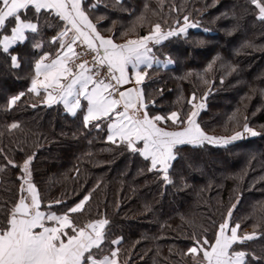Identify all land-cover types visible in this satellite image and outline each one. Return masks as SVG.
<instances>
[{
    "label": "trees",
    "instance_id": "16d2710c",
    "mask_svg": "<svg viewBox=\"0 0 264 264\" xmlns=\"http://www.w3.org/2000/svg\"><path fill=\"white\" fill-rule=\"evenodd\" d=\"M94 2L87 0L85 6ZM88 14L98 30L114 41L137 33L144 36L155 23L167 31L188 15L190 22H198V29L189 30L191 43L169 37L154 47L161 60L170 57L174 63L147 70L142 88L146 98L156 102L149 106L150 114L164 115L182 105L187 109L186 100L193 92L199 99L210 89L198 118L208 134L230 136L242 129L247 117L249 126L261 135L227 146H180L170 169L173 183L165 186L161 174L147 171L149 162L139 154L107 143L106 129H84L81 109L73 116L61 104L47 107L28 93L7 110L11 96L27 93L39 56L58 48L48 41L58 34L62 22L52 16L41 18L39 35L26 33L29 39L9 53L0 49V166H6L0 172V205L10 208L19 196L21 172L7 160L19 165L35 152L32 181L42 198L41 210L47 211L51 202L60 199L66 203H53L51 210L62 212L99 184L85 211L74 218L82 223L101 214L111 221L108 241L123 237L119 264H192L191 257L184 256L190 246L187 237L201 227L211 236L237 198L232 220L251 233L264 214V23L256 19L254 6L248 0H120L119 4L103 0ZM141 14L142 25H137L136 33L128 32ZM124 32L128 35L121 37ZM34 39H43V48L34 49ZM198 39L204 44L197 45ZM11 55L18 56L19 68L11 67ZM214 60L213 69L205 72ZM186 73L191 75L183 78ZM181 96L184 101L178 104ZM33 103L38 106L31 107ZM13 122L20 127L9 130ZM258 231H264V223ZM111 247L116 246L106 242L104 252ZM244 247L264 256V239Z\"/></svg>",
    "mask_w": 264,
    "mask_h": 264
},
{
    "label": "snow or ice",
    "instance_id": "6c2138e0",
    "mask_svg": "<svg viewBox=\"0 0 264 264\" xmlns=\"http://www.w3.org/2000/svg\"><path fill=\"white\" fill-rule=\"evenodd\" d=\"M86 2L0 0V49L3 53H9L14 45L23 44L29 39L26 33L39 35L42 30L41 18L52 16L62 22L58 34L48 41L58 45L57 50L40 55L34 63V74L27 93L11 96L6 104L7 110L16 106L28 93L34 94L47 107L63 104L65 111L73 116L81 109L84 129H106L107 143L139 154L149 162L147 171L161 174L165 186L173 183L170 169L178 159L180 146H227L246 136L261 135V132L249 126L247 117L242 129L230 136L208 134L198 118L206 108L205 101L210 89L199 99L193 92L186 100L187 109L182 105L179 110L164 115L150 114L149 106H154L156 102L147 99L142 88L148 77L147 70L154 65L159 67L174 63L170 57L161 60L154 47L169 37H182L191 43L189 30L198 29V22H190L189 16L185 15L182 25L177 20V27L167 31L162 30L160 23H155L148 34L139 36L137 33L136 38L118 44L113 38L102 35L88 14L103 0H95L85 6ZM248 2L256 10V19L264 23V0ZM116 3L119 4L120 0H116ZM144 20L143 14L138 16L128 32L136 33L137 25H142ZM9 31L10 35L6 34ZM203 31L207 32L208 29ZM128 32L121 33V37L127 36ZM78 42L79 45H86L85 54L94 53L91 60L75 63L81 56L75 48ZM196 44L203 45L204 40L198 39ZM43 46V39H34V49ZM10 60L12 68L21 66L17 55H11ZM214 64L215 60L207 65L205 72H210ZM189 75L191 73H186L183 78ZM197 75L208 83L202 74ZM182 101L183 96L177 103ZM37 106L31 104L33 108ZM19 127L18 122H13L9 130ZM0 153H3V149H0ZM35 155V152L28 155L19 165L11 159L7 160L8 165L18 168L21 175L17 178L20 181L17 200L7 209L0 205V213L4 215L0 219V264H119V245L123 237L108 241L111 221L101 214L82 223L74 218V214L85 211L99 184L62 212L51 210L53 203H66L60 199L51 202L47 211L41 210L42 198L32 181L31 164ZM5 168L0 166V172ZM76 171L78 174L79 169ZM238 204L239 198L228 208L223 220L215 225L211 236L207 228L201 227L199 233L193 231L187 237L190 246L184 256L191 257L192 264H264V256H258L244 247L248 242L264 239V231H258L261 223H264V214L258 218V223L252 225L251 233L243 232L241 223L232 220ZM261 211L264 212V209ZM106 242L116 247L109 248L105 253Z\"/></svg>",
    "mask_w": 264,
    "mask_h": 264
},
{
    "label": "built area",
    "instance_id": "2783aa9c",
    "mask_svg": "<svg viewBox=\"0 0 264 264\" xmlns=\"http://www.w3.org/2000/svg\"><path fill=\"white\" fill-rule=\"evenodd\" d=\"M76 48V51L78 53H81V56L79 59L75 60V63H80L82 60H91V57L92 55H94V53H88V54H85L86 52V45H79V42H78V46H75ZM91 66V65H89Z\"/></svg>",
    "mask_w": 264,
    "mask_h": 264
},
{
    "label": "crops",
    "instance_id": "0c3cea01",
    "mask_svg": "<svg viewBox=\"0 0 264 264\" xmlns=\"http://www.w3.org/2000/svg\"><path fill=\"white\" fill-rule=\"evenodd\" d=\"M93 21V20H92ZM93 23H95L96 24V22H94L93 21ZM98 29V28H97ZM102 34V33H101ZM10 35V34H9ZM71 35V34H70ZM103 35V34H102ZM106 38L107 37H110V36H108V35H104ZM130 38H136V37H129V38H127V39H130ZM127 39H124V40H122V41H114V42H116V43H124ZM151 46V45H150ZM40 57V56H39ZM161 65H163V64H161ZM163 66H167V65H163ZM29 87H30V85H29ZM62 106H63V104H61ZM64 108V107H63ZM80 109H78L77 111H79ZM82 113H83V111H82ZM70 114V113H69ZM163 126V125H162ZM169 130H171V129H169Z\"/></svg>",
    "mask_w": 264,
    "mask_h": 264
},
{
    "label": "rangeland",
    "instance_id": "374dc122",
    "mask_svg": "<svg viewBox=\"0 0 264 264\" xmlns=\"http://www.w3.org/2000/svg\"><path fill=\"white\" fill-rule=\"evenodd\" d=\"M182 24H183V23H182ZM182 24H181V25H182ZM106 34H107V33H106ZM147 34H148V33H147ZM107 35L110 36L109 34H107ZM127 38H129V37H126V38H124V39H127ZM124 39H123V40H124ZM121 41H122V40H121ZM157 114H158V113H157ZM160 115H161V114H160ZM169 129H170V128H169Z\"/></svg>",
    "mask_w": 264,
    "mask_h": 264
}]
</instances>
